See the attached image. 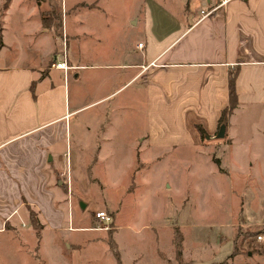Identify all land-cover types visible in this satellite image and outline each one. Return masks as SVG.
<instances>
[{
    "label": "crops",
    "instance_id": "0c3cea01",
    "mask_svg": "<svg viewBox=\"0 0 264 264\" xmlns=\"http://www.w3.org/2000/svg\"><path fill=\"white\" fill-rule=\"evenodd\" d=\"M57 1L63 34L43 24L45 0H10L0 14V233L23 236L31 211L59 228L78 206L76 195L87 204L80 185L91 183L87 171H96L98 157L107 161L102 188L113 185L114 154L85 156L108 104L103 140L120 130L142 150L167 153L199 148L197 126L204 139L215 138L231 74L237 105L224 133L229 144L234 111L264 107V0H229L206 17L201 10L215 0H187L182 13ZM63 59L70 68L53 67ZM129 155L132 169L143 167Z\"/></svg>",
    "mask_w": 264,
    "mask_h": 264
},
{
    "label": "rangeland",
    "instance_id": "374dc122",
    "mask_svg": "<svg viewBox=\"0 0 264 264\" xmlns=\"http://www.w3.org/2000/svg\"><path fill=\"white\" fill-rule=\"evenodd\" d=\"M4 1L0 0V14ZM109 1L112 7L128 5L137 13L156 5L182 13L187 2ZM45 2L50 6L47 4L42 12L44 17L51 8L61 16L57 0ZM48 23L56 34H63L54 28L55 18ZM109 106L98 120V127H91V144H85V156L114 154L112 171L117 174L112 177L113 185L102 188L99 181L105 176L100 167L107 161L98 157L96 171L92 166L87 171L91 183L80 185L79 192L88 199L84 208L80 205L82 198L76 195L78 206L73 210L70 207L66 221L55 229H48L31 211L30 221L22 228L27 230L23 236L16 234L19 229L0 233V264H177L172 245L175 227L183 235V261L264 264V107L243 106L234 111L229 122L231 144L225 136L203 138L195 150L167 153L142 150L120 130L103 140L100 132L107 122ZM86 122L83 115L84 136ZM130 153H137L142 168H131ZM159 154L162 157L154 159ZM120 184L128 191L111 187ZM107 203L115 206H104ZM100 210L111 216L110 224L94 218ZM126 226L137 234L128 236ZM116 252L119 263L114 257Z\"/></svg>",
    "mask_w": 264,
    "mask_h": 264
},
{
    "label": "trees",
    "instance_id": "16d2710c",
    "mask_svg": "<svg viewBox=\"0 0 264 264\" xmlns=\"http://www.w3.org/2000/svg\"><path fill=\"white\" fill-rule=\"evenodd\" d=\"M9 1L10 0H5L4 1V5L2 7L3 10L6 9ZM37 1H44V0H37ZM49 6H50V4H49ZM53 10L54 9L51 8V10L48 13L49 14L48 17H44L42 15L43 24L45 26H47V27H50L49 26L50 23H48V22L51 21L52 18H55V20H56L55 24L56 25H54L55 26L54 28H56V29L59 28L60 29L61 28V16L56 14ZM1 33H2V26L0 24V48L3 45ZM229 79H230V81H229V94H230L229 102L221 109V114H220V116L218 118V123H217L218 127H220L221 124H224V125L227 124L228 118L231 115V113L233 111V108L237 105V94L235 93L234 74H231ZM197 128H198V132L200 134V138L203 139V137L206 134V131L201 126H197ZM215 161H216L217 164H219L218 160H215ZM32 215H33V213L30 212V217ZM173 231H174V234H173V239H172V245L174 246L175 261H177V264H192L190 262L182 260V250H183V246H182L183 235H182V233L176 227L173 229ZM114 257H115V259H117V262L119 263V256H118L117 252L114 254Z\"/></svg>",
    "mask_w": 264,
    "mask_h": 264
},
{
    "label": "built area",
    "instance_id": "2783aa9c",
    "mask_svg": "<svg viewBox=\"0 0 264 264\" xmlns=\"http://www.w3.org/2000/svg\"><path fill=\"white\" fill-rule=\"evenodd\" d=\"M215 6L206 10H201V16L202 17H206L209 16L211 14H213L216 10H218L219 8L223 7L229 0H215ZM142 43L140 42V44H138V47L141 48ZM63 57L65 56L64 54L62 55ZM53 67L56 69H62L64 71H66L68 68H70L67 64L66 61L63 59L61 61H56L55 63H53ZM94 218L98 221L101 222L103 224H110L112 222V218L110 217V215L104 211V210H100V211H96L94 213ZM258 238H261L260 236H258Z\"/></svg>",
    "mask_w": 264,
    "mask_h": 264
},
{
    "label": "water",
    "instance_id": "95a60500",
    "mask_svg": "<svg viewBox=\"0 0 264 264\" xmlns=\"http://www.w3.org/2000/svg\"><path fill=\"white\" fill-rule=\"evenodd\" d=\"M225 130H226V125L221 124V126L218 129V132H217L215 138L218 139V138L223 137L224 133H225ZM80 205H81V207H84L83 203H80Z\"/></svg>",
    "mask_w": 264,
    "mask_h": 264
}]
</instances>
